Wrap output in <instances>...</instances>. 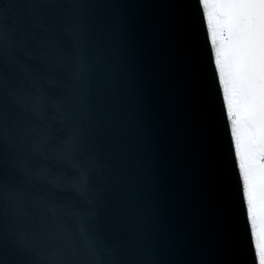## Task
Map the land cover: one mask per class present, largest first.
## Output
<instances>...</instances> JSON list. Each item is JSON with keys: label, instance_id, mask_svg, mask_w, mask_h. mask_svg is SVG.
<instances>
[{"label": "clouds", "instance_id": "clouds-1", "mask_svg": "<svg viewBox=\"0 0 264 264\" xmlns=\"http://www.w3.org/2000/svg\"><path fill=\"white\" fill-rule=\"evenodd\" d=\"M145 0H0V264H264V0H174L216 223L163 240Z\"/></svg>", "mask_w": 264, "mask_h": 264}, {"label": "water", "instance_id": "water-1", "mask_svg": "<svg viewBox=\"0 0 264 264\" xmlns=\"http://www.w3.org/2000/svg\"><path fill=\"white\" fill-rule=\"evenodd\" d=\"M142 50L148 65L155 179L164 243L194 254L214 239V160L196 90L191 43L174 0H145Z\"/></svg>", "mask_w": 264, "mask_h": 264}]
</instances>
